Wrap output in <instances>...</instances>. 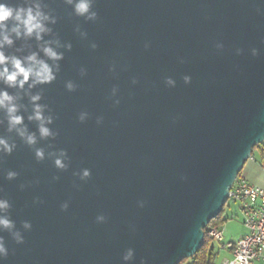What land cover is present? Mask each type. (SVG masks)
Returning <instances> with one entry per match:
<instances>
[{
  "label": "water",
  "instance_id": "95a60500",
  "mask_svg": "<svg viewBox=\"0 0 264 264\" xmlns=\"http://www.w3.org/2000/svg\"><path fill=\"white\" fill-rule=\"evenodd\" d=\"M42 3L56 17L44 39L72 45L59 49L56 80L32 89L42 93L58 135L39 139L27 96L20 103L28 112H21L37 134L35 147L66 149L69 167L59 170L47 156L36 161L34 148L8 133L6 121L0 125V135L17 144L0 155V197L11 202L10 218L25 237L16 244L0 231L10 249L0 264H178L193 256L252 148L264 141V0H95L97 21L76 16L65 0ZM25 44L31 48L16 51ZM4 50L23 56L38 49L33 38ZM68 80L75 91L65 88ZM83 168L91 170L86 180L73 174ZM8 170L19 175L8 180ZM101 213L106 221L98 223ZM128 249L133 256L125 261Z\"/></svg>",
  "mask_w": 264,
  "mask_h": 264
},
{
  "label": "clouds",
  "instance_id": "9594fccd",
  "mask_svg": "<svg viewBox=\"0 0 264 264\" xmlns=\"http://www.w3.org/2000/svg\"><path fill=\"white\" fill-rule=\"evenodd\" d=\"M65 3L72 6L73 12L78 17H83L88 21H97L99 16L98 12L94 9L95 0H65ZM46 5L42 0H23L20 3H10L8 0H0V84L5 87H0V112L3 113V118H0V125L7 122L6 131L8 133L15 132L21 141L34 148V156L36 161L45 160L46 156L52 158L55 168L59 170H66L69 160L66 149H58L50 152H45L43 147H35L38 142L36 132L29 131L28 126L25 124L24 112H28V106L20 103L24 96L28 97L31 105V112L28 113V121L37 122V131L39 139H47L49 137L55 138L58 135L48 125L53 123L54 117L51 114L45 115V109L48 107L46 104L39 103L42 99V93L37 91L32 92V89L38 85L51 84L57 78V73L60 71V64L64 58V52L59 51L61 47L71 50V43L61 44L58 38L45 40L44 36L52 33V28L49 24L56 23V17L49 12L44 11ZM75 31L79 32L81 37H87V32L82 31L80 26L77 25ZM35 39L37 42V51H29L27 55L17 56L15 54H7L5 52L6 46H12L14 39L28 41ZM24 47L31 48V45L25 44L18 48L17 52H22ZM91 49L95 50L98 44L95 41L90 43ZM149 47L146 43L145 48ZM43 53V56L40 55ZM255 54V49L253 50ZM51 61V63H49ZM108 71L117 75L116 64L112 63L108 67ZM80 75L86 76L87 69L81 68ZM185 82L190 81L189 76L184 77ZM132 85L138 83V77L135 74L130 76ZM166 83L174 85L175 81L171 77L166 78ZM27 85V87H25ZM9 88L17 89L15 93H10ZM65 88L71 92L75 91L77 85L68 80L65 82ZM118 86L113 85L111 89L112 103L119 104L117 93ZM88 117L86 111H81L78 114V120L84 122ZM103 117H97V123L100 124ZM17 144L15 140L10 139L6 135H0V155H11L16 149ZM81 180H86L91 175V170L83 168L79 172H74ZM19 173L15 170H8L5 173V178L8 180L15 179ZM52 180H59L58 176H53ZM38 183V181H37ZM21 190L25 185L19 186ZM0 191H3L0 188ZM34 204L43 203L39 197L33 199ZM68 202H63L60 207L62 211L68 209ZM12 207L11 202L6 197H0V231L7 230L12 240L16 244H23L25 237L22 232L16 228L15 221L10 218L9 209ZM98 223L106 221L104 214L96 216ZM22 227L25 230H31L32 224L30 221H22ZM14 251V250H13ZM10 249L5 242V238L0 236V260L7 259ZM133 256V250L128 249L123 256L125 261H128Z\"/></svg>",
  "mask_w": 264,
  "mask_h": 264
},
{
  "label": "built area",
  "instance_id": "2783aa9c",
  "mask_svg": "<svg viewBox=\"0 0 264 264\" xmlns=\"http://www.w3.org/2000/svg\"><path fill=\"white\" fill-rule=\"evenodd\" d=\"M227 193L238 204L247 232L236 242L223 245L230 253L223 264H264V190L240 176ZM208 235L213 241L223 240L221 228H208Z\"/></svg>",
  "mask_w": 264,
  "mask_h": 264
},
{
  "label": "rangeland",
  "instance_id": "374dc122",
  "mask_svg": "<svg viewBox=\"0 0 264 264\" xmlns=\"http://www.w3.org/2000/svg\"><path fill=\"white\" fill-rule=\"evenodd\" d=\"M223 213L225 217V221L221 225L223 240L213 241V264H223V260L230 258L229 251L223 245L227 244L228 242H236L247 232V229L243 224L241 211L237 203L228 199Z\"/></svg>",
  "mask_w": 264,
  "mask_h": 264
},
{
  "label": "trees",
  "instance_id": "16d2710c",
  "mask_svg": "<svg viewBox=\"0 0 264 264\" xmlns=\"http://www.w3.org/2000/svg\"><path fill=\"white\" fill-rule=\"evenodd\" d=\"M257 151L258 154L260 155L261 162L264 165V142L255 145L252 150H251V156L254 154V152ZM242 169L238 172L237 177L241 176ZM228 200V199H227ZM227 201L222 205L221 211L210 221H208V225L203 229L204 230V237H203V243L198 251L196 253L189 257V258H184V260H179L178 264H213L214 260V246L213 245V240L209 237L208 235V228L210 227H216V228H221V225L225 221L224 217V208L226 205Z\"/></svg>",
  "mask_w": 264,
  "mask_h": 264
},
{
  "label": "crops",
  "instance_id": "0c3cea01",
  "mask_svg": "<svg viewBox=\"0 0 264 264\" xmlns=\"http://www.w3.org/2000/svg\"><path fill=\"white\" fill-rule=\"evenodd\" d=\"M262 164L260 155L255 151L244 163L241 176L264 190V165Z\"/></svg>",
  "mask_w": 264,
  "mask_h": 264
}]
</instances>
